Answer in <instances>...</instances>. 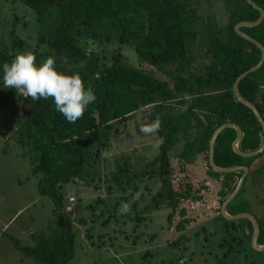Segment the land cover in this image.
Instances as JSON below:
<instances>
[{"label": "trees", "instance_id": "16d2710c", "mask_svg": "<svg viewBox=\"0 0 264 264\" xmlns=\"http://www.w3.org/2000/svg\"><path fill=\"white\" fill-rule=\"evenodd\" d=\"M20 1L33 11L36 25L44 30L37 36V44L44 48L41 52L32 51L36 64L39 66L47 57H54L56 69L69 75L78 73L85 88L92 87L96 101L87 107L83 118L69 123L55 110L51 98L32 100L19 96L20 119L10 137L22 149L21 155L28 159L31 173L38 174L39 193L50 197L56 207L47 233L32 237V245H21L10 234L3 232L2 235L10 239L23 257L30 258L32 264H66L72 256L74 235L71 219L61 202L60 184L80 181L79 173L84 169L86 158H89L87 164H95V155L108 140L113 123H123L141 108L150 106L149 120L152 122L157 115L161 117L157 134L163 138L159 154L152 160L154 167L147 174L156 177L159 185L151 197L153 208L157 209L164 201L172 211L185 213L181 205L188 200L197 209L203 207L206 213H202L206 216L218 214L223 220L222 230L226 232L222 243L228 245L222 256L229 253L232 242L244 239L249 243L248 220H226L219 215V206L234 188L241 171H213L207 164V150L211 132L225 122L239 126L241 136L236 146L240 151H252L261 144L260 125L251 110L235 99L231 89L238 74L255 65L260 56L254 44L234 32L233 25L254 21L258 11L245 0H220L225 19L218 22L214 14L204 13L201 0ZM251 1L262 9L263 17L258 24L242 26L239 30L264 48V0ZM51 12H54L52 24L44 29L43 21ZM191 40L197 41L194 69L191 68ZM102 42L116 44L108 62L85 50L86 44ZM122 44L131 46L139 66L122 61ZM23 45L24 41L15 37L9 48L0 50V71L5 62L11 63L13 59L14 53L10 50L20 51ZM263 85L264 60L238 81L237 91L264 121V90L259 91ZM234 137V128L225 127L213 144L216 166L248 168L237 193L225 206L230 215L249 212L243 196L244 184L257 173L258 168L252 163L264 152L263 148L256 155L240 156L230 146ZM178 138L183 144L171 162L168 151ZM113 166L111 184L122 192L127 188L134 191L137 173L124 161H117ZM175 182H179L177 187L173 185ZM110 187L108 184L107 188ZM255 220L257 243L261 244L264 218ZM187 221L182 218L178 228L182 229V223ZM237 229L241 232L239 237L234 234Z\"/></svg>", "mask_w": 264, "mask_h": 264}, {"label": "rangeland", "instance_id": "374dc122", "mask_svg": "<svg viewBox=\"0 0 264 264\" xmlns=\"http://www.w3.org/2000/svg\"><path fill=\"white\" fill-rule=\"evenodd\" d=\"M201 5L205 14H214L218 22L224 21L220 0H201ZM53 13L43 21L44 29L52 24ZM43 31L36 25L33 11L20 0H0V50L9 48L11 39L16 37L24 45L20 51L10 50L13 59L19 52H41L44 47L37 44V36ZM196 44V40L189 43L193 69L197 67ZM85 47L86 53L108 62L116 44L102 42ZM120 52L125 64L139 66L130 45L122 44ZM140 67L148 69L146 65ZM2 77L3 70L0 71V230L5 224L2 229L5 234L15 235L20 244L32 245V237L47 233L56 206L50 197L39 193L38 174L31 173L28 159L10 137L19 122L22 102L14 89H4ZM263 90L264 85L259 91ZM150 112V106L143 107L125 122L113 123L108 140L95 155V164H87L89 158H86L79 173L80 181L60 184L61 202L71 219L74 235L72 256L66 264H264V250L253 249L251 242L244 239L232 242L229 253L222 256L228 245L222 243L226 232L218 214L206 216L203 207L197 209L188 200L181 205L185 213L172 211L164 201L157 209L153 208L151 197L159 185L156 177L147 174L154 167L152 160L159 154L157 142L161 137L157 133L140 132L142 124L150 123ZM182 144L183 140L178 138L168 151L171 162ZM86 150L89 153L91 147L88 145ZM117 161L128 163L137 173L134 191L127 188L122 192L111 184L110 174ZM252 165L258 168L257 173L245 182L243 196L248 202V213L259 219L264 218V152ZM174 168L177 170V165ZM177 178L181 180L180 174ZM178 183H173L174 187ZM137 192L141 195L134 199ZM68 196L73 199L69 212L65 210ZM122 203L130 205L129 215L120 213ZM182 218L188 221L182 223L181 229L178 223ZM234 234L238 236L241 232L237 229ZM17 256L21 257L18 263ZM32 263L14 250L8 237H0V264Z\"/></svg>", "mask_w": 264, "mask_h": 264}, {"label": "clouds", "instance_id": "9594fccd", "mask_svg": "<svg viewBox=\"0 0 264 264\" xmlns=\"http://www.w3.org/2000/svg\"><path fill=\"white\" fill-rule=\"evenodd\" d=\"M3 87L14 89L17 96L31 97L32 100L49 99L54 101L55 110L62 114L69 123H75L83 118L87 107L96 101V95L91 86L85 88L78 73L65 74L56 69V61L52 56L44 59L39 66L32 51L19 52L11 63L3 64ZM159 115L146 124H142L140 132L145 135L156 134L161 127ZM163 143V138L157 146ZM137 192L134 199H139ZM130 205L122 203L121 214L130 212Z\"/></svg>", "mask_w": 264, "mask_h": 264}, {"label": "water", "instance_id": "95a60500", "mask_svg": "<svg viewBox=\"0 0 264 264\" xmlns=\"http://www.w3.org/2000/svg\"><path fill=\"white\" fill-rule=\"evenodd\" d=\"M245 1L248 4H250L254 9H256L258 11V17L254 21H250V22L240 21V22L235 23L233 25V30L237 35H239L243 39L254 44L259 49L260 56H259V59L255 65H253L252 67H250V68H248V69H246V70H244L238 74V76L234 79V81L232 83L231 89H232V93H233V96L235 97V99L239 103H241L242 105L249 108L251 110V112L253 113V115L255 116V118H256V120H257V122L260 125L261 130H262V141H261V144L259 145V147L257 149L252 150V151L242 152L236 146L237 142L241 136V130H240L239 126L234 124V123H230V122H225L223 124H220L215 129H213V131L211 132L210 137L208 139L207 164L213 171H216V172H232V171H236V170L241 171V174L238 177L234 188L230 191V193L221 202V204L219 206V213L226 220H236V219L248 220L250 222V225H251L250 242L252 244V248L255 250H264V241L261 244L257 243L258 225H257L255 218L248 212H239V213L230 215V214L226 213V211H225L226 204L237 193V191H238V189H239V187H240V185H241V183H242V181H243V179L247 173L248 168L244 165L218 167L213 162V144H214L215 137L220 132V130L225 128V127H232L235 130V137L232 140L231 145H230L231 149L234 153H236L240 156L249 157V156H253V155L260 153L264 148V121H263L262 117L260 116V114L257 112L256 108L249 101L242 98L237 91L238 81L241 78H243L247 73H250V72L256 70L264 60V48H263V46L261 44H259L257 41H255L254 39H252L250 36H248L247 34L241 32L239 30V28L242 26H254V25L258 24L263 17V11L261 8H259L256 4H254L251 0H245Z\"/></svg>", "mask_w": 264, "mask_h": 264}, {"label": "crops", "instance_id": "0c3cea01", "mask_svg": "<svg viewBox=\"0 0 264 264\" xmlns=\"http://www.w3.org/2000/svg\"><path fill=\"white\" fill-rule=\"evenodd\" d=\"M68 197H70V196H68ZM68 202V201H67ZM68 204H70L71 205V203L70 202H68ZM5 226V224L2 226V228H1V230H0V237L2 236V233L4 232V231H2V229H3V227ZM11 235V234H10ZM12 236V235H11ZM22 236H26V235H22ZM13 237H15L17 240H18V238L14 235ZM32 237V235H30L29 234V236H28V239H30ZM32 239V238H31ZM32 241V240H31ZM21 245H26V244H21ZM12 247L14 248V250H16V251H18L13 245H12ZM19 252V251H18ZM20 253V252H19ZM21 254V253H20ZM22 255V254H21ZM23 257V256H22ZM17 263L19 262V260H21V257H18L17 256Z\"/></svg>", "mask_w": 264, "mask_h": 264}, {"label": "built area", "instance_id": "2783aa9c", "mask_svg": "<svg viewBox=\"0 0 264 264\" xmlns=\"http://www.w3.org/2000/svg\"><path fill=\"white\" fill-rule=\"evenodd\" d=\"M67 201L71 203L73 201L72 197H68ZM65 210L66 211H69L70 210V204H68L67 206H65Z\"/></svg>", "mask_w": 264, "mask_h": 264}]
</instances>
